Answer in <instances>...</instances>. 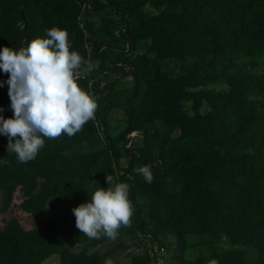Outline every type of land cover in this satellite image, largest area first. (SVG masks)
I'll return each instance as SVG.
<instances>
[{
  "label": "trees",
  "instance_id": "1",
  "mask_svg": "<svg viewBox=\"0 0 264 264\" xmlns=\"http://www.w3.org/2000/svg\"><path fill=\"white\" fill-rule=\"evenodd\" d=\"M52 27L98 64L76 73L98 110L25 164L0 134V211L19 192L33 219L0 227V264H103L94 249L111 240L81 233L72 209L106 175L130 186L134 212L119 230L141 250L130 264H151L147 242L167 264H264V0H0V49ZM8 78L0 70L5 118ZM194 248L207 254L187 257Z\"/></svg>",
  "mask_w": 264,
  "mask_h": 264
},
{
  "label": "clouds",
  "instance_id": "2",
  "mask_svg": "<svg viewBox=\"0 0 264 264\" xmlns=\"http://www.w3.org/2000/svg\"><path fill=\"white\" fill-rule=\"evenodd\" d=\"M82 66L91 71L98 64L72 50L69 33L59 27L47 29L45 37L38 36L19 50L0 49V70L9 74L6 83L13 111L11 118L0 115V134L7 137V152L15 153L18 163L34 160L45 147V138H71L95 120L98 103L77 82ZM151 168L144 165L136 172L151 183ZM106 183L107 188L97 187L88 202L72 212L76 228L88 238L115 241L121 227L130 225L134 208L127 183L116 182L112 175H106Z\"/></svg>",
  "mask_w": 264,
  "mask_h": 264
},
{
  "label": "rangeland",
  "instance_id": "3",
  "mask_svg": "<svg viewBox=\"0 0 264 264\" xmlns=\"http://www.w3.org/2000/svg\"><path fill=\"white\" fill-rule=\"evenodd\" d=\"M258 70L259 72L264 71V61L259 66ZM115 116L118 117L119 114H115ZM0 145H2L1 142ZM94 149H95L94 147L84 148V149H77L73 152H90ZM21 200L22 199L20 193L16 192L11 207L5 212L0 211V227H3L7 221L14 218L20 223V225L24 229L26 230L32 229L33 219L30 217L29 214L23 212L18 208V204L21 202ZM0 204H1V200H0ZM215 247L218 251H224L229 249V245L225 241L217 243ZM94 250L99 253L105 254V259L103 264H105V261L109 259L112 261V264H130L132 258L137 256L141 251L140 248L138 247L136 238L127 233L120 234L115 241L111 240L105 245L96 247ZM197 254L206 255L207 252L201 248H194V249H190L186 255L187 257L190 258ZM57 262H58L57 257H52L46 260L43 264H57Z\"/></svg>",
  "mask_w": 264,
  "mask_h": 264
},
{
  "label": "built area",
  "instance_id": "4",
  "mask_svg": "<svg viewBox=\"0 0 264 264\" xmlns=\"http://www.w3.org/2000/svg\"><path fill=\"white\" fill-rule=\"evenodd\" d=\"M145 245L152 259L151 264H167L163 258L155 257L156 254L162 255L165 252L163 247H158V245L151 246L148 242Z\"/></svg>",
  "mask_w": 264,
  "mask_h": 264
}]
</instances>
